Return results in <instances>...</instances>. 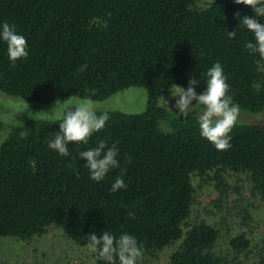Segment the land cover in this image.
Returning a JSON list of instances; mask_svg holds the SVG:
<instances>
[{"label": "trees", "instance_id": "1", "mask_svg": "<svg viewBox=\"0 0 264 264\" xmlns=\"http://www.w3.org/2000/svg\"><path fill=\"white\" fill-rule=\"evenodd\" d=\"M173 83L200 106L263 109L264 0H0V91L49 102L146 88L140 112L71 105L12 125L0 143V235L58 226L96 242L93 264H132L133 251L176 242L169 264H235L215 249L216 224L188 221L194 181L222 196L240 172L264 202V126L170 112L158 99ZM250 243L241 232L228 247L240 256Z\"/></svg>", "mask_w": 264, "mask_h": 264}, {"label": "rangeland", "instance_id": "2", "mask_svg": "<svg viewBox=\"0 0 264 264\" xmlns=\"http://www.w3.org/2000/svg\"><path fill=\"white\" fill-rule=\"evenodd\" d=\"M159 104L170 112L203 119L207 122L230 120L238 123H259L264 126V108L259 111L235 109L227 104L212 103L200 106L189 102L179 84L173 83L158 99ZM77 106L89 113L103 109H118L124 112H140L146 106V88L131 85L120 89L104 99H91L74 94L63 95L49 102L26 100L0 91V143L13 124L26 117L44 119L59 118L67 106ZM162 129H168L165 121ZM227 193L220 195L213 182L196 179L194 201L189 222L207 220L220 229V238L215 246L217 252L227 253L235 264H257L264 255V202L252 195L250 182L243 173L226 175ZM245 233L250 246L237 255L228 247V240L237 233ZM178 242L151 252L133 251L132 264H169L171 252ZM96 242L79 245L72 241L58 226H51L39 235L22 239L12 235H0V263L8 264H93Z\"/></svg>", "mask_w": 264, "mask_h": 264}]
</instances>
